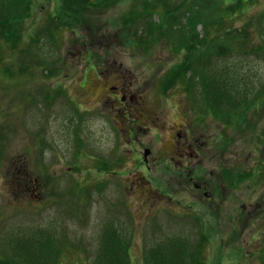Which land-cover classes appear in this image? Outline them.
Returning <instances> with one entry per match:
<instances>
[{
  "label": "rangeland",
  "instance_id": "obj_1",
  "mask_svg": "<svg viewBox=\"0 0 264 264\" xmlns=\"http://www.w3.org/2000/svg\"><path fill=\"white\" fill-rule=\"evenodd\" d=\"M142 1H116L93 11L97 16L90 18V25L65 28L52 21L58 0H32L18 43L2 44L1 264H9L15 244L27 237L53 242L59 252L58 264H95L106 230L125 244L128 241L131 264H146L145 249L168 237L204 241L201 264H264V91L258 96L254 78L258 76L264 84V54L256 58L252 53L264 39V0H217L214 7L211 0L197 8L190 2L185 9H181L183 0H169L170 7L158 6L146 16ZM233 2L235 7L228 15L237 10L241 15L224 18V23L222 10L234 6ZM164 9L177 19L176 27L184 25L186 31L192 29L187 18L196 10L194 36H203L199 18L207 21L204 28L214 35L204 51L209 61L233 63L251 77V108L239 123L230 120L225 124L223 117L199 113L205 110H196L189 100L185 87L189 89L190 75L203 63L202 53L198 55L202 47L197 49L193 42L187 49L175 46L177 34H144L145 24L158 22ZM170 22L165 20L159 31H168ZM231 26H237V31L225 32ZM87 60L101 64L100 69L85 71L92 66L87 67ZM182 62L188 68H179L175 82L168 83ZM103 70L111 73V85L117 84V77L131 81L145 100V110L159 113L164 129L143 123L137 126L138 143L146 148L164 155L168 151L165 141L171 142V126L183 116L196 121L191 127L196 128L202 148L197 150V180L213 186L220 170L232 169L234 175L233 185L215 201L212 212L205 204H197V222L190 220L193 211L184 221L179 215L184 209L179 211L177 204L160 199L170 191L173 199L188 202L181 192L191 184L163 176L159 167L147 174L140 158L134 161L136 153L129 151L121 117L112 119L108 107L95 108L100 91L96 74ZM198 99L201 108L203 102ZM142 175L147 185L138 184ZM26 183L36 188L38 199L32 193L24 194ZM145 187L161 193L154 206Z\"/></svg>",
  "mask_w": 264,
  "mask_h": 264
},
{
  "label": "trees",
  "instance_id": "obj_2",
  "mask_svg": "<svg viewBox=\"0 0 264 264\" xmlns=\"http://www.w3.org/2000/svg\"><path fill=\"white\" fill-rule=\"evenodd\" d=\"M58 7L55 8V15L52 17V21L60 22L65 28H74L76 24H82L83 26L90 25L92 22L90 18H94L97 15L93 11H99L100 7H108L114 2L120 0H58ZM152 1V0H151ZM155 3L150 4V1L143 0V10L146 14H151L156 7L161 5H166L165 7H170L169 0H153ZM211 0H183L180 4L181 9H185L184 6L189 8V3L192 2L194 7L197 5H203L205 2L208 3ZM213 1V0H212ZM217 0L212 2L214 4ZM167 2V3H166ZM235 3L233 2V5ZM176 7V6H175ZM234 6H229L228 9L222 10L221 20L225 23L226 18H236L239 11H231ZM175 10V8L173 7ZM177 10L179 8H176ZM170 10V9H169ZM190 10V9H189ZM32 11V0H0V48L3 43H10V45H15L18 43L20 37L23 34L22 23L26 20ZM240 15L238 17H240ZM52 16V15H51ZM197 16V11L193 10L188 16L189 27H192L189 31L185 30L184 25L176 27L177 19L173 18L171 14H168V9H164L159 14L158 22L149 21L145 24V33L148 36H159L165 34H177V45L178 47L189 48L193 42V45H197V49L202 47V51L199 54L203 63L197 66L196 74L199 76L198 90L202 94L203 103L206 105L207 109L214 111L217 117H223L225 124H229L228 121H236L239 123L241 117H245L248 110L251 108V94L248 81L251 79L245 72L243 68H239L235 64L225 63V64H215L209 61V57L205 54V49L210 45L208 38L210 39L212 30L210 28H204L207 21L203 18L197 20V24L203 26V36L197 33L194 36L193 31L195 29L194 23ZM228 16V17H227ZM225 18V19H224ZM133 20V19H132ZM170 21L168 24L169 32H161L158 28L164 25V21ZM174 20V23L172 22ZM181 21V20H180ZM49 23L46 27V32L51 31V26ZM174 28V30L172 29ZM180 29H184V33ZM237 26H231L230 30H225V32H230L231 30L237 31ZM139 32V31H138ZM149 32V33H148ZM180 32V34H178ZM141 33V31H140ZM164 33V34H163ZM194 36V38H193ZM196 37V38H195ZM146 43L148 42L147 38ZM193 39V40H191ZM133 41V39H132ZM135 43V42H134ZM18 45V44H17ZM192 45V46H193ZM216 47V46H215ZM224 51H228L226 45L223 46ZM257 49L253 50L252 53L257 54L256 58H261V54H264V39L257 45ZM206 61V62H205ZM208 61V62H207ZM187 69V64L182 63L179 68ZM178 71V70H177ZM176 73V72H174ZM257 80L258 96L264 91V84L261 79L258 80V76L254 77ZM198 79V78H197ZM50 244H53L50 245ZM99 250L96 257L95 264H130L128 258V244H125L120 236L117 234L111 235L105 234L101 237V243L99 244ZM18 255L15 259H10L9 264H58L59 252L53 242H47L45 239H37L36 241L32 238H26V240L21 243L18 247ZM201 264L194 254L181 243H176L171 239L159 240L154 246H149L145 250V261L147 264Z\"/></svg>",
  "mask_w": 264,
  "mask_h": 264
},
{
  "label": "flooded vegetation",
  "instance_id": "obj_3",
  "mask_svg": "<svg viewBox=\"0 0 264 264\" xmlns=\"http://www.w3.org/2000/svg\"><path fill=\"white\" fill-rule=\"evenodd\" d=\"M111 78H113L111 73H107L105 70L101 74H97L95 83L100 91L96 97L95 108L108 107L113 114L121 116L124 124L120 128L125 132L129 143L134 142L138 145L139 129L137 126L140 123L150 124L153 128L159 126L161 129L165 128L159 113H149L145 110V100L137 95L136 86L131 81L117 77V84L111 85ZM101 113H104V109ZM193 123L195 121L183 116V119L175 127L171 126V142L165 141V147L168 148V151L164 155H160L159 151L156 153L151 151L146 162H144L148 172H151L156 164H160L161 158L165 163L164 176L168 174L175 177L190 178L192 173L197 172V134L196 129L192 130L191 128ZM26 184L28 185V183ZM197 189L200 188L195 185L196 192ZM31 192L35 197L37 196L36 192ZM189 194L193 196V193L189 192ZM204 195L207 196L206 193Z\"/></svg>",
  "mask_w": 264,
  "mask_h": 264
}]
</instances>
